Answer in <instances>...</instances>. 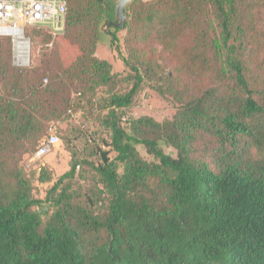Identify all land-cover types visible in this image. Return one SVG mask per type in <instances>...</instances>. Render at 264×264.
Segmentation results:
<instances>
[{"label":"trees","instance_id":"16d2710c","mask_svg":"<svg viewBox=\"0 0 264 264\" xmlns=\"http://www.w3.org/2000/svg\"><path fill=\"white\" fill-rule=\"evenodd\" d=\"M115 3L68 0L67 25L94 18L77 75L60 36L27 29L53 42L28 67L13 64L11 38L0 36V264H264V0H134L125 75L95 55ZM124 82L131 87L119 91ZM146 84L176 111L164 121L132 117L125 128L124 110ZM100 87L99 120L116 157L104 151L92 164L98 196L75 185L83 161L73 157L36 197L23 156L68 114L73 93L94 102ZM52 178L42 167L39 180Z\"/></svg>","mask_w":264,"mask_h":264},{"label":"rangeland","instance_id":"374dc122","mask_svg":"<svg viewBox=\"0 0 264 264\" xmlns=\"http://www.w3.org/2000/svg\"><path fill=\"white\" fill-rule=\"evenodd\" d=\"M93 19L91 15L85 16L82 19L80 18L72 24H68L66 33L64 32L59 35L58 41L61 42L65 61L66 64L70 65L71 74L77 75L80 72L77 69V66L81 65L79 55L81 56V53L87 50V45L83 50L84 44H88L90 33V29H88L90 25L87 24L92 23ZM30 28L32 29L33 27H28L27 29L30 31ZM99 30V41L95 55L110 61L113 64L114 71L120 72L123 75L127 74L129 69L122 60V57L127 54L124 43L126 30L113 26L109 21H103L99 26ZM112 33H116V40L113 39ZM26 34L31 41L30 65H37L40 63L42 52L49 51L51 46L48 45L49 43H43L42 36L40 35L32 34V32L28 31H26ZM12 53H14V49ZM13 64L16 65L14 60ZM130 87L131 83L124 82L121 84L119 91L124 92ZM104 95H106L104 88L100 87L97 90L98 100L90 102L86 100L87 98H80L77 94L73 93L72 99H74L75 106L73 105L68 110V114L63 116L61 120H54L50 123L48 135L43 139H47L50 134L58 136L59 140L52 151L37 157L35 155L37 149L35 152L23 156L21 165L27 174L33 177L34 194L36 197L41 199L46 197L48 190L53 186L58 177L70 169V162L73 157L83 161L77 167L74 178L75 185L81 186L89 198L94 199L98 196L102 184L98 182L99 176L96 175L92 164L99 165L103 162L104 151L107 152L108 158L115 159L116 157V152L111 145V132L99 120V116L107 112L106 109L100 107V103H102L100 97ZM124 111L122 124L127 128L129 118L150 115L158 121H164L173 116L176 108L172 101L161 97L149 84H146L136 96L132 106L126 108ZM137 147L144 158L154 160V157L149 155L142 145H138ZM164 148L172 155L176 154V151L172 147L164 146ZM42 167L52 169L53 178L51 181L41 182L39 180ZM119 171H123L122 165ZM52 209L49 202H46L43 204L41 211L44 214L48 212L50 214Z\"/></svg>","mask_w":264,"mask_h":264},{"label":"built area","instance_id":"2783aa9c","mask_svg":"<svg viewBox=\"0 0 264 264\" xmlns=\"http://www.w3.org/2000/svg\"><path fill=\"white\" fill-rule=\"evenodd\" d=\"M67 13L68 0H0V36L12 38L14 63L18 66L31 64L28 27L48 30L55 39L66 31ZM58 140L56 134H50L35 155L40 157L51 152Z\"/></svg>","mask_w":264,"mask_h":264},{"label":"water","instance_id":"95a60500","mask_svg":"<svg viewBox=\"0 0 264 264\" xmlns=\"http://www.w3.org/2000/svg\"><path fill=\"white\" fill-rule=\"evenodd\" d=\"M134 0H117L115 3L116 20L110 22L113 26L125 29L127 20L126 8Z\"/></svg>","mask_w":264,"mask_h":264}]
</instances>
